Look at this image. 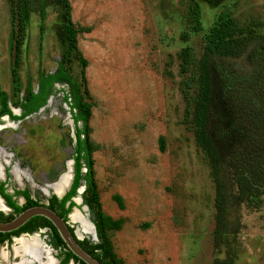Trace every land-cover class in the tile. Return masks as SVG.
<instances>
[{"label": "rangeland", "instance_id": "obj_1", "mask_svg": "<svg viewBox=\"0 0 264 264\" xmlns=\"http://www.w3.org/2000/svg\"><path fill=\"white\" fill-rule=\"evenodd\" d=\"M68 2L74 25L89 27L76 34L85 66L70 52L68 67L79 83L82 101L91 103L84 135L111 246L105 261L213 264L230 257L231 264H264V200L257 208L242 203L232 207L230 233L218 250L213 247V186L205 157L183 123L177 59L186 45L197 50L202 34L218 21L230 20L238 35H264V0ZM60 23V9L48 0H42L39 12L29 13L13 76L8 2L0 0V87L13 114L19 113L29 85L35 88L38 78L55 71L61 60L66 64L61 58L65 46L56 37ZM81 71L87 95L82 92ZM66 91L65 84L55 83L37 111L20 120H0V180L6 170L8 185L27 188L41 203L66 191L72 176L74 126L63 100ZM160 136L163 151L158 146ZM12 167L18 179L11 174ZM65 174L68 184L56 193L54 184ZM88 195L81 179L67 224L79 239L99 245ZM22 201L18 198L17 203ZM33 234L49 257L56 253L46 228ZM14 240L0 244V253L5 252L0 262L19 261L23 253L14 252ZM42 252L37 257L22 256L38 260Z\"/></svg>", "mask_w": 264, "mask_h": 264}, {"label": "trees", "instance_id": "obj_2", "mask_svg": "<svg viewBox=\"0 0 264 264\" xmlns=\"http://www.w3.org/2000/svg\"><path fill=\"white\" fill-rule=\"evenodd\" d=\"M7 2L13 39L11 74L14 76L19 65L20 46L28 15L40 11L42 0ZM48 2L60 9L61 23L56 29V37L65 46L61 58L65 59L66 64L61 60L55 71L38 78L35 88L28 86L25 97L19 103L20 113L17 115L12 113L7 94L0 87V117L7 115L11 120L23 119L45 104L53 93L55 83L65 84L67 91L63 94V100L69 107L74 126L72 178L61 197L51 194L46 203L31 197L26 189L6 193L1 181L0 196L11 212L4 215L0 211V220H9L28 206L45 204L67 221V215L74 206L72 197L76 195V189L83 179L89 189L88 204L90 202L94 206L93 224L100 244L90 242L85 237L75 239L102 264H112L105 261L111 255V246L104 233L105 223L98 193L91 178V150L84 135L91 103L82 101L79 83L71 77L68 67L70 52L81 67L85 66L86 61L76 45V34L81 30L88 31L89 27L74 25L68 0ZM177 59L181 76L179 92L184 103L183 123L205 157L212 181L211 239L213 247L218 250L230 233L228 218L231 208L241 203L257 208L264 200V35L252 32L238 35L230 20L218 21L202 34L197 50L186 45L177 52ZM81 82L82 92L87 95L82 71ZM158 146L163 151L162 136L158 138ZM13 194H21L24 202L17 204L12 198ZM39 228H46L50 243L62 250L61 264L69 259L73 264H84L66 249L55 228L45 218L25 232L32 233ZM68 228L73 234L69 224ZM4 241L10 242V238L0 237V244ZM213 264H231V258L217 259Z\"/></svg>", "mask_w": 264, "mask_h": 264}, {"label": "water", "instance_id": "obj_3", "mask_svg": "<svg viewBox=\"0 0 264 264\" xmlns=\"http://www.w3.org/2000/svg\"><path fill=\"white\" fill-rule=\"evenodd\" d=\"M4 117L7 116H3L2 118ZM64 192L56 196L61 197L64 194ZM0 204L3 209L9 210V208L4 203V200L1 198V196H0ZM44 218L52 224L58 236L64 243L66 249L70 251L75 257L81 260L84 264H102L96 258L91 256L88 252H86L77 243L76 239L79 238L75 235L74 231H73L74 234L73 236L71 230L68 228L67 221H64L55 211L47 207L45 204H36V205L28 206L22 209L21 211H19L18 213H16L9 220L6 221L0 220V237L15 239ZM32 234L33 233L29 235ZM71 263L72 262L70 260L68 264Z\"/></svg>", "mask_w": 264, "mask_h": 264}, {"label": "flooded vegetation", "instance_id": "obj_4", "mask_svg": "<svg viewBox=\"0 0 264 264\" xmlns=\"http://www.w3.org/2000/svg\"><path fill=\"white\" fill-rule=\"evenodd\" d=\"M19 113H20V111H19ZM18 113V114H19ZM3 116H7V115H2L1 117H0V120H1V118L3 117ZM28 116V115H27ZM26 117V116H25ZM7 118H8V116H7ZM9 119V118H8ZM11 120V119H10ZM18 120H20V119H18ZM14 167V166H13ZM13 167L11 168V174L14 176V174H13ZM9 173L6 171V170H4V172H3V176H4V178L3 179H1L0 180V182L1 181H3V187H4V192H6V193H14V191L15 190H23V189H26L27 190V192H28V194H29V191H28V189L27 188H25V187H23V188H18V187H15L14 185H8V182H9V175H8ZM14 178L16 179V177L14 176ZM71 178H72V176H71ZM56 182V181H55ZM69 185H70V183H69ZM69 185H68V187H69ZM10 188V191H7V188ZM30 195V194H29ZM2 198V197H1ZM12 198L15 200V202L17 203V200H18V198H21L23 201H22V203L24 202V198H23V196L21 195V194H13L12 195ZM3 199V198H2ZM4 203H5V201H4ZM17 204H19V203H17ZM2 208V206L0 207V209ZM9 208V207H8ZM9 211L11 212V209L9 208ZM40 229H45V228H39L38 230H40ZM37 230V231H38ZM32 233H34V232H32ZM23 234H26V235H29V234H31V233H26V232H24V233H22L21 235H23ZM31 236H36V235H34V234H32V235H29V236H27V237H25V236H19V237H17V238H15V243L17 244V246H18V239H20L21 237H24V238H29V237H31ZM12 238H10V240H11ZM40 241V240H39ZM4 242H7V241H4ZM40 245H41V249H40V251L39 252H41L42 250H43V252L41 253V255H40V257L41 256H43V253H47V248L46 247H44L43 245H42V243L40 242ZM16 246V247H17ZM14 248L13 247V250H14V252L16 251H18L17 250V248ZM56 249V248H55ZM57 251H56V253L55 254H51L50 255V257L46 254V256L47 257H45V259L44 260H40V257H39V259L38 260H31L28 256H26V255H24V256H22V255H20L19 253H17L18 255H20V259H19V261L18 262H16V263H12V264H20L23 260H24V263L23 264H29L30 262H32V261H34V262H36L37 264H42V263H45V264H61V260H62V258H63V254H62V250L60 249V248H57L56 249ZM3 254V252L2 253H0V256ZM37 255H39V254H37ZM37 255L36 256H31V257H37ZM2 258L4 259L5 258V252H4V256H2ZM70 261V259L69 260H67L64 264H67L68 262ZM72 262V261H71ZM0 264H7V263H4V262H0ZM71 264H73V262L71 263Z\"/></svg>", "mask_w": 264, "mask_h": 264}, {"label": "bare ground", "instance_id": "obj_5", "mask_svg": "<svg viewBox=\"0 0 264 264\" xmlns=\"http://www.w3.org/2000/svg\"><path fill=\"white\" fill-rule=\"evenodd\" d=\"M13 174L16 177V179H18V173L16 172L15 169H13ZM68 181H69L68 174H65L64 176H62L60 181L54 184V188L57 190L56 193H60L61 191H63L65 186L68 184ZM0 207H1V204H0ZM17 242H18V246L16 248L18 251H20L23 254L36 256L41 249L40 241L36 236H31L29 238L21 237L20 239H18ZM2 256H4V252ZM23 263H24V260L20 264H23Z\"/></svg>", "mask_w": 264, "mask_h": 264}]
</instances>
